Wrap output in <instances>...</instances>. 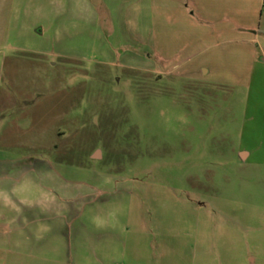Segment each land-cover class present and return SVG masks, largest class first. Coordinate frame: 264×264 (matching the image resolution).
<instances>
[{"label":"rangeland","instance_id":"obj_1","mask_svg":"<svg viewBox=\"0 0 264 264\" xmlns=\"http://www.w3.org/2000/svg\"><path fill=\"white\" fill-rule=\"evenodd\" d=\"M2 212L0 264H264V0H0Z\"/></svg>","mask_w":264,"mask_h":264},{"label":"crops","instance_id":"obj_2","mask_svg":"<svg viewBox=\"0 0 264 264\" xmlns=\"http://www.w3.org/2000/svg\"><path fill=\"white\" fill-rule=\"evenodd\" d=\"M4 216H5V215L3 214V212H2V214L0 213V220L3 219ZM4 220H5V219H4ZM4 220H3V221H4Z\"/></svg>","mask_w":264,"mask_h":264}]
</instances>
